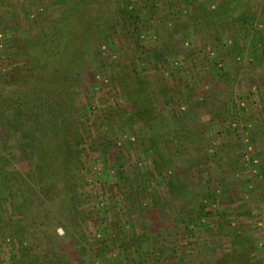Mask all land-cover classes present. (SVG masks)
<instances>
[{
  "label": "rangeland",
  "instance_id": "obj_1",
  "mask_svg": "<svg viewBox=\"0 0 264 264\" xmlns=\"http://www.w3.org/2000/svg\"><path fill=\"white\" fill-rule=\"evenodd\" d=\"M66 263L264 264V0H0V264Z\"/></svg>",
  "mask_w": 264,
  "mask_h": 264
},
{
  "label": "trees",
  "instance_id": "obj_2",
  "mask_svg": "<svg viewBox=\"0 0 264 264\" xmlns=\"http://www.w3.org/2000/svg\"><path fill=\"white\" fill-rule=\"evenodd\" d=\"M59 51L61 52V53H63V55L64 56H68V53L66 52H62V49H59ZM48 90H50V87L48 86L46 89H44V91H41V94L37 91V93H29V94H27L28 95V97H31L32 99H34V100H37V99H39L40 98V95L42 96V98L43 99H47V97L48 96H43L42 94H45V93H47L48 92ZM44 92V93H43ZM52 106V105H51ZM50 105H49V107H48V110H46L45 108H44V110H43V117H49L51 120L49 121V128L48 129H50V128H54L51 132H52V134H51V137H53L52 138V140L53 139H55L56 137L58 138V137H62V138H64L65 137V133L67 132V130H66V127L64 128H60V122H58V119L60 118V116H59V113H60V106L59 105H55V108H56V111L54 110V112H52V109H50V107H51ZM59 107V108H58ZM52 108H54V107H52ZM58 109V110H57ZM50 112H52V113H50ZM55 113V114H54ZM62 114V113H61ZM42 123L43 124H46L45 122H43L42 121ZM51 125H53V126H51ZM46 125H44L43 127H42V129H40L41 130V132H42V135H43V137H46L45 135V132H47V128L45 127ZM64 142H65V145H66V140H64ZM63 146V145H61L60 143L57 145V147L59 146V147H61V148H66V146ZM64 150V149H63ZM40 161H41V163H40V165H39V169H40V173L42 172V173H47V169H46V166H47V164H48V160L46 159V155H40ZM43 179H45V177H42ZM57 184V183H56ZM56 184H52V183H49V184H47L46 183V188L45 189H47V190H49L50 189V191H49V194H52V189L55 187V190L56 191H60V189H59V187L57 186L56 187ZM45 193H46V191H44ZM46 196H48V195H46ZM69 262V261H68ZM67 262V263H68ZM66 263V264H67Z\"/></svg>",
  "mask_w": 264,
  "mask_h": 264
},
{
  "label": "built area",
  "instance_id": "obj_3",
  "mask_svg": "<svg viewBox=\"0 0 264 264\" xmlns=\"http://www.w3.org/2000/svg\"><path fill=\"white\" fill-rule=\"evenodd\" d=\"M219 66L222 67V64L219 63ZM238 104H239L241 109H246L247 108V103L244 100L239 101Z\"/></svg>",
  "mask_w": 264,
  "mask_h": 264
}]
</instances>
